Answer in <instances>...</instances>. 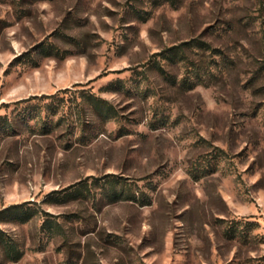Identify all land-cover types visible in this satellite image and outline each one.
<instances>
[{
    "label": "rangeland",
    "instance_id": "1",
    "mask_svg": "<svg viewBox=\"0 0 264 264\" xmlns=\"http://www.w3.org/2000/svg\"><path fill=\"white\" fill-rule=\"evenodd\" d=\"M13 206L0 264H264V0H0Z\"/></svg>",
    "mask_w": 264,
    "mask_h": 264
},
{
    "label": "trees",
    "instance_id": "2",
    "mask_svg": "<svg viewBox=\"0 0 264 264\" xmlns=\"http://www.w3.org/2000/svg\"><path fill=\"white\" fill-rule=\"evenodd\" d=\"M185 45H190V46H199L196 44L195 41H192L190 43H184ZM196 44V45H195ZM203 46H205V48H208V45L206 43H202ZM181 46H184V45H181ZM102 103H105L103 101H100ZM20 207L18 206H13V207H9L8 209H4L3 211H0V214H3V212H6V211H12V210H16ZM23 221V219H22ZM0 244L3 246V249H4V252L5 254L8 256V257H13L14 258H19L20 256V252L17 250L16 246L11 242V241H6L2 236H1V233H0Z\"/></svg>",
    "mask_w": 264,
    "mask_h": 264
}]
</instances>
